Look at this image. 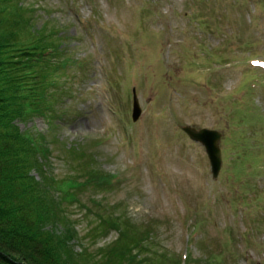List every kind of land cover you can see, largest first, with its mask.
Listing matches in <instances>:
<instances>
[{
	"label": "rangeland",
	"instance_id": "374dc122",
	"mask_svg": "<svg viewBox=\"0 0 264 264\" xmlns=\"http://www.w3.org/2000/svg\"><path fill=\"white\" fill-rule=\"evenodd\" d=\"M12 7L28 19L19 47L31 31L54 30L58 62L67 58L50 76L40 111L14 121L41 145L42 167L31 177L48 178L64 209L46 230L63 237L70 228L75 252L94 258L119 235L112 222L96 233L103 216L148 233L141 264L161 253L168 264H264V0H17ZM32 80L27 94L36 96ZM133 86L142 109L136 122ZM185 125L222 134L217 178ZM95 167L116 176L112 187L85 185ZM63 185L67 195L58 192Z\"/></svg>",
	"mask_w": 264,
	"mask_h": 264
},
{
	"label": "trees",
	"instance_id": "16d2710c",
	"mask_svg": "<svg viewBox=\"0 0 264 264\" xmlns=\"http://www.w3.org/2000/svg\"><path fill=\"white\" fill-rule=\"evenodd\" d=\"M16 1L0 0V264H82L79 261L85 262L88 258L91 264H141L140 255L145 251L148 233H139L130 223L122 224L119 220L114 221L115 218L108 221L98 216L96 233L112 222L119 235L106 248H99L94 258L85 249L75 252L72 245L75 234L70 228L63 237L46 230L45 225L50 221L60 222L59 215L64 209L59 206V196L57 200L50 193V188L57 190V187L51 182L46 183L48 178L40 184L31 177L34 169L42 167L38 157L41 145L21 134L14 121L23 119L28 112L40 111L46 101L42 99L43 91L52 83L50 76L66 66L67 58L58 62L63 55L62 50L58 51L62 41L60 32L54 30L53 33L31 31L26 36L25 50L19 47L21 38L17 32L25 30L28 19L22 12L18 17L19 8L12 7ZM51 36L58 40V46L53 47ZM31 79L36 80L34 90L40 91L36 96L27 94L32 89ZM95 169L88 170L85 185L96 183L95 187H112L116 176L99 175ZM70 179L72 183L68 186L75 188L74 178ZM65 186L59 187L58 192L63 193ZM157 255L147 259L146 264H168L171 260L165 254ZM174 263L179 264L173 260L171 264ZM185 264H189L188 259Z\"/></svg>",
	"mask_w": 264,
	"mask_h": 264
},
{
	"label": "water",
	"instance_id": "95a60500",
	"mask_svg": "<svg viewBox=\"0 0 264 264\" xmlns=\"http://www.w3.org/2000/svg\"><path fill=\"white\" fill-rule=\"evenodd\" d=\"M141 114V108L138 102V98L134 92L133 94V110L132 119L136 121ZM183 131L193 141L199 142L205 148L206 154L210 162L211 173L213 177L218 175L221 167V151L219 148L220 133L214 130L199 129L196 130L190 126L183 127Z\"/></svg>",
	"mask_w": 264,
	"mask_h": 264
}]
</instances>
